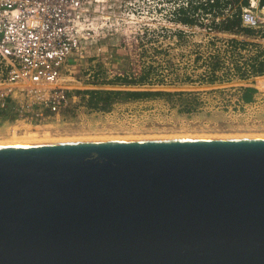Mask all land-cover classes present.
I'll use <instances>...</instances> for the list:
<instances>
[{
  "label": "water",
  "instance_id": "1",
  "mask_svg": "<svg viewBox=\"0 0 264 264\" xmlns=\"http://www.w3.org/2000/svg\"><path fill=\"white\" fill-rule=\"evenodd\" d=\"M0 264H264V136L0 142Z\"/></svg>",
  "mask_w": 264,
  "mask_h": 264
},
{
  "label": "built area",
  "instance_id": "2",
  "mask_svg": "<svg viewBox=\"0 0 264 264\" xmlns=\"http://www.w3.org/2000/svg\"><path fill=\"white\" fill-rule=\"evenodd\" d=\"M228 18L264 40V0H0L2 122L46 125L76 110L82 96L76 91L98 74L90 65L76 75L73 61L94 56L108 65L114 47L153 54L192 30L230 35L232 44L237 33L220 28ZM249 73L256 83L264 81V73ZM252 86L254 98L241 96L239 104L262 101L256 96L261 88Z\"/></svg>",
  "mask_w": 264,
  "mask_h": 264
},
{
  "label": "rangeland",
  "instance_id": "3",
  "mask_svg": "<svg viewBox=\"0 0 264 264\" xmlns=\"http://www.w3.org/2000/svg\"><path fill=\"white\" fill-rule=\"evenodd\" d=\"M230 37L213 35L211 38L192 30L185 44H161L160 57L158 51L141 54L134 48L129 51L128 48L114 47V58L108 65L94 56L78 63L73 61L69 68L76 75H82L84 68L90 65L98 74L91 86L83 84L81 89L145 90L169 94L115 100L106 109L89 105L88 96L83 95L76 110L69 111L66 117L54 120L52 124L0 125V140L13 139L26 132L41 138L254 132L235 128L232 122L238 119L236 114L239 111L235 110V105L242 100V88H253L252 85L257 84L261 91L256 96L264 97V81L262 86L260 82L256 83L247 64L257 50H264V40L258 32H238L233 39L244 41L246 45L244 48L238 45L232 52L234 44H231ZM215 62H220V67L213 72ZM235 63L241 66L240 73ZM142 74L147 76L145 84L110 83L116 76L138 78ZM212 76L214 80L209 82ZM251 92L243 99H251Z\"/></svg>",
  "mask_w": 264,
  "mask_h": 264
},
{
  "label": "trees",
  "instance_id": "4",
  "mask_svg": "<svg viewBox=\"0 0 264 264\" xmlns=\"http://www.w3.org/2000/svg\"><path fill=\"white\" fill-rule=\"evenodd\" d=\"M246 0H243L245 2ZM185 20H188L185 18ZM191 21V20H189ZM220 28L232 31L235 33L238 32H245L246 34H253L254 30L249 28H242L240 27V22L238 18L233 19H226L221 25ZM264 35V34H263ZM234 44L232 47V52H235L236 47L239 45L240 47H245L246 42L241 41L238 42L236 39L231 40ZM247 63V62H246ZM250 67L251 72L253 73H264V50H257V52L252 56V58L247 63ZM220 62H215L212 64V71L216 72V70L220 67ZM235 68L237 72H241V66L235 63ZM214 76H212L209 80V82H213ZM147 76L146 74L140 75L138 78H128V77H120L116 76L113 78L110 83L111 84H145L147 83L146 80ZM250 90L254 91V88H249ZM80 95H86L87 102L89 105H93L94 107H101L102 109H106V107L112 103L115 100H136V99H143L151 97L155 94H169L168 92H153V91H145V90H101V89H86V90H77L76 91ZM247 93H243L242 97H246ZM245 99V98H244ZM248 100L245 101H249Z\"/></svg>",
  "mask_w": 264,
  "mask_h": 264
},
{
  "label": "flooded vegetation",
  "instance_id": "5",
  "mask_svg": "<svg viewBox=\"0 0 264 264\" xmlns=\"http://www.w3.org/2000/svg\"><path fill=\"white\" fill-rule=\"evenodd\" d=\"M259 103H244L235 105L238 116L237 122H232L235 128H241L248 131V133L264 134V97ZM234 111V110H233ZM240 121V122H239ZM247 133V132H246Z\"/></svg>",
  "mask_w": 264,
  "mask_h": 264
},
{
  "label": "bare ground",
  "instance_id": "6",
  "mask_svg": "<svg viewBox=\"0 0 264 264\" xmlns=\"http://www.w3.org/2000/svg\"><path fill=\"white\" fill-rule=\"evenodd\" d=\"M264 85V82H263ZM264 136V134H251V133H231V134H149L148 135H143V134H130V135H122V136H86V137H46V138H41V136L33 134H29L26 132L24 135H18V137H15L13 139H6V140H0V142H11V141H35V140H52V139H72V138H121V137H152V136Z\"/></svg>",
  "mask_w": 264,
  "mask_h": 264
},
{
  "label": "crops",
  "instance_id": "7",
  "mask_svg": "<svg viewBox=\"0 0 264 264\" xmlns=\"http://www.w3.org/2000/svg\"><path fill=\"white\" fill-rule=\"evenodd\" d=\"M179 42H182V43H186L187 42V38L186 37H181L180 35H179V41H178V43ZM159 51H160V49L158 50V54H159ZM159 57H160V54H159ZM249 91H250V89L248 88V87H245V88H242V91H241V93H242V95H243V93H249ZM255 93V91H252L251 92V99L249 100V101H251L253 98H254V94ZM249 101H246V102H249ZM3 119H4V117L3 116H1L0 115V125L2 126V125H4L5 123L4 122H2L3 121Z\"/></svg>",
  "mask_w": 264,
  "mask_h": 264
}]
</instances>
